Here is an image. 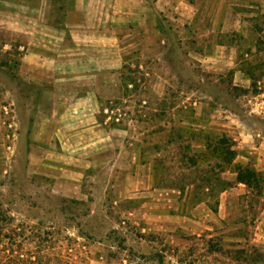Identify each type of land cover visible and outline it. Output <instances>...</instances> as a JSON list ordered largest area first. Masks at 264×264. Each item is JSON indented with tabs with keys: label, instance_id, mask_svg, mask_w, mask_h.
Segmentation results:
<instances>
[{
	"label": "rangeland",
	"instance_id": "1",
	"mask_svg": "<svg viewBox=\"0 0 264 264\" xmlns=\"http://www.w3.org/2000/svg\"><path fill=\"white\" fill-rule=\"evenodd\" d=\"M54 1L52 19L60 6L79 19L76 0ZM143 2L160 33L145 42L153 56L138 45L100 75V122L113 133L101 164L65 154L0 169V264H264V9L238 7L243 31L213 38L207 14L186 24L173 0ZM218 43L239 47L236 71H219L230 54L211 58ZM19 47L0 46L1 78H17ZM137 165L149 169L148 193L129 191ZM236 166L257 185L238 183Z\"/></svg>",
	"mask_w": 264,
	"mask_h": 264
},
{
	"label": "crops",
	"instance_id": "2",
	"mask_svg": "<svg viewBox=\"0 0 264 264\" xmlns=\"http://www.w3.org/2000/svg\"><path fill=\"white\" fill-rule=\"evenodd\" d=\"M54 2L0 0V46L4 49L1 52L12 54L14 46L24 50L18 57L13 55L19 61L17 78L7 76L5 81L0 74V85L6 90L0 99V169L14 168L21 160L28 168L40 169L52 161L65 160V154H71L68 159L76 166L78 162H94L92 165L98 167L101 160H96V156L108 151L107 137L113 135L100 122L99 90L104 86L100 75L122 69L126 57L138 45L143 46L142 55H154L145 48V42L160 32L148 19L143 0H76L72 9L78 15L77 21L65 15L62 6L55 10L62 17L52 19ZM173 3L185 10L182 19L186 14L190 15L187 19L192 17L186 24L196 17L201 22L205 14L211 17L206 31L213 38H229L226 33L234 32L235 25L243 31L242 22L233 19V15H243L236 11L238 7L264 9V0ZM212 53L211 58L230 54L219 71H236L239 67V47L218 43L212 47ZM236 73L244 83L252 81L240 68ZM70 88L78 89V94L84 88L92 91L79 97L73 89L69 92ZM134 177L129 191L135 194L151 190L149 169L137 165ZM81 182L73 178L70 184L81 191Z\"/></svg>",
	"mask_w": 264,
	"mask_h": 264
},
{
	"label": "trees",
	"instance_id": "3",
	"mask_svg": "<svg viewBox=\"0 0 264 264\" xmlns=\"http://www.w3.org/2000/svg\"><path fill=\"white\" fill-rule=\"evenodd\" d=\"M228 154L230 155L229 162L230 164H232L237 154L235 151H230V149ZM235 171L237 173L238 183L246 184L247 186L251 187L257 185L258 181H260L258 174L253 170L243 168L241 166H236Z\"/></svg>",
	"mask_w": 264,
	"mask_h": 264
},
{
	"label": "built area",
	"instance_id": "4",
	"mask_svg": "<svg viewBox=\"0 0 264 264\" xmlns=\"http://www.w3.org/2000/svg\"><path fill=\"white\" fill-rule=\"evenodd\" d=\"M19 49H21L22 51H24L22 48H19Z\"/></svg>",
	"mask_w": 264,
	"mask_h": 264
}]
</instances>
